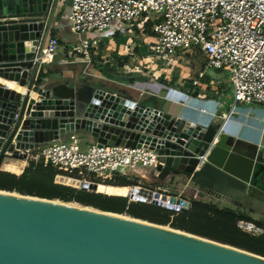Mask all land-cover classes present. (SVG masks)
Here are the masks:
<instances>
[{
	"label": "water",
	"instance_id": "95a60500",
	"mask_svg": "<svg viewBox=\"0 0 264 264\" xmlns=\"http://www.w3.org/2000/svg\"><path fill=\"white\" fill-rule=\"evenodd\" d=\"M51 3L0 0V80L22 90L0 82V164L87 135L98 146L153 152L157 164L149 175L160 181L181 176L201 195L236 201L249 195L263 151H242L220 124L173 118L153 97L134 101L100 83L42 78L33 60L45 46ZM97 187L81 182L78 189ZM128 189L131 202L161 206L149 189ZM0 264H264V257L145 221L0 191Z\"/></svg>",
	"mask_w": 264,
	"mask_h": 264
},
{
	"label": "built area",
	"instance_id": "2783aa9c",
	"mask_svg": "<svg viewBox=\"0 0 264 264\" xmlns=\"http://www.w3.org/2000/svg\"><path fill=\"white\" fill-rule=\"evenodd\" d=\"M68 8L69 30L82 36L70 47L73 55L88 59L89 51L99 43L98 36L114 24L140 28L149 23L153 34L151 56L167 62L178 52L194 51L202 55L206 69L226 73L232 102L222 116L223 122L238 105L264 108V0H69ZM57 43L54 36L48 35L33 63L40 67L51 61ZM197 84V80L192 81L193 86ZM262 124L264 127V119ZM258 149L264 153V142ZM27 160L50 166L59 173L55 178L87 183H92L87 181L90 179H110L114 174L125 176L137 167L153 168L157 164V156L143 149L91 144L81 150L74 136L40 149ZM235 227L250 237L264 233L261 225L247 220H237Z\"/></svg>",
	"mask_w": 264,
	"mask_h": 264
},
{
	"label": "crops",
	"instance_id": "0c3cea01",
	"mask_svg": "<svg viewBox=\"0 0 264 264\" xmlns=\"http://www.w3.org/2000/svg\"><path fill=\"white\" fill-rule=\"evenodd\" d=\"M68 6L69 0H52L46 25V41L49 35L54 36L58 43L51 61L38 68L42 72V78L53 84L65 83L70 86L79 81L96 82L105 91L113 93L118 90L134 101L153 97L156 107L169 116L200 127L220 124L222 133L237 141L242 151L254 155L259 150V143L264 142V108L238 105L233 115L225 122L222 121V116L227 114L232 102L231 85L226 73L206 69L205 63L197 69V72L204 73H185V70H172L170 67L163 70V73L155 67L144 72L147 68L146 61L151 58L147 57L146 45L153 41V34L148 37L144 27L128 28L122 24H114L98 36L99 43L89 51L88 59L73 55L70 47L77 44L82 36L74 35L69 30ZM86 37L93 38L91 35ZM187 54L191 53L186 52L185 55ZM198 74H202V77L197 78ZM194 80H197L196 86L192 85ZM0 82L3 84V81ZM199 110H204L205 113ZM76 138L81 150L93 144L87 135ZM32 153H39V150L31 152L29 157ZM261 157L252 167L247 184L251 190L249 195L237 201L223 193H218L220 198L201 195L181 176H169L160 181L156 174L149 175L150 168L137 167L134 172L139 179L138 184L143 182L139 185L149 190L168 193L167 181H184L182 188L177 186L178 190L173 189L170 193L192 194L195 195V200L242 213L257 222L264 221V153ZM14 162H23V169L26 167V161L13 160L7 156L0 164V171L7 172L4 166Z\"/></svg>",
	"mask_w": 264,
	"mask_h": 264
},
{
	"label": "trees",
	"instance_id": "16d2710c",
	"mask_svg": "<svg viewBox=\"0 0 264 264\" xmlns=\"http://www.w3.org/2000/svg\"><path fill=\"white\" fill-rule=\"evenodd\" d=\"M144 28L148 32L151 28L150 24L146 23ZM36 154L38 153H32V156ZM57 175L59 173L50 166L44 167L40 163L27 160L26 167L20 175L0 171V191L66 204L75 203L101 212L125 215L264 257V233L258 237H250L239 232L235 227L237 220L251 221L263 228L264 224L253 221L242 213L226 208L220 209L213 204L194 199L188 201L189 208L186 212L173 213L159 206L129 202L120 195H103L56 184L54 179ZM102 182L119 189L137 186L136 182L127 181L119 174H114L109 181Z\"/></svg>",
	"mask_w": 264,
	"mask_h": 264
},
{
	"label": "rangeland",
	"instance_id": "374dc122",
	"mask_svg": "<svg viewBox=\"0 0 264 264\" xmlns=\"http://www.w3.org/2000/svg\"><path fill=\"white\" fill-rule=\"evenodd\" d=\"M147 31V30H146ZM148 34V37L151 35L152 33V30L151 28L148 30V32H146ZM146 51H147V57H151V58H148L147 61H146V70L144 69V72H148L151 68L150 67H155L157 69V71L163 73L162 71L163 70H168V68H172V70H177V69H181L180 71H184L185 70V73H197V69L201 68L202 65L205 63V60L203 59L202 55L201 54H198V53H195L194 51L192 52H187V53H191L190 55H185L186 52H182V53H176L174 56H172L170 58L169 61L166 62H160L157 58L151 56V49H152V46H153V41H150L147 45H146ZM185 57V58H184ZM167 63L169 66H167ZM158 67H161L162 69H158ZM153 71V69L151 70ZM214 71V70H213ZM217 73H224L222 71H217ZM126 178L127 181H130V182H136L137 184V187H143L142 185L140 186L139 184H143V182L139 183V179L137 177V174L134 172V171H131L129 172L127 175L124 176ZM62 179L63 178H57L56 181H54L56 184H60V185H63L62 184ZM71 180V179H70ZM110 179H106V180H95V179H90V180H87L88 182H94L97 181L96 184H98V187H97V193H101L103 195H109V196H123L126 194V191H124L123 189H119V188H116V187H110L108 185H105L102 181H109ZM73 181V180H72ZM86 181V180H85ZM154 183V182H153ZM185 184L184 181H176V180H171V182L167 181L166 183V190H168V193L167 195L169 194L170 196H172L173 198H177L179 199L180 201H184L186 203H188L189 205V200H195V195H192V194H181V195H176L177 193L174 192V194L170 193L172 192L173 189L175 190H178L176 187L179 186L182 188V186ZM63 186H67V187H70V188H73V189H78V183H77V186L76 185H72V186H69V185H63ZM171 187V188H169ZM129 188H132V187H129ZM171 190V191H170ZM150 191H153L154 190H150ZM174 191V190H173ZM157 193H160V194H164L163 191H155ZM162 197L166 198L165 196L161 195ZM168 199V198H167ZM189 208V206H188ZM187 208V209H188ZM186 209V211H187ZM122 216H125V215H122ZM127 217V216H125ZM129 218V217H128ZM257 222H261L264 224V221H259L257 220ZM169 228V227H167Z\"/></svg>",
	"mask_w": 264,
	"mask_h": 264
},
{
	"label": "bare ground",
	"instance_id": "6f19581e",
	"mask_svg": "<svg viewBox=\"0 0 264 264\" xmlns=\"http://www.w3.org/2000/svg\"><path fill=\"white\" fill-rule=\"evenodd\" d=\"M3 84L5 86L9 87V88L15 89L16 91H22L16 84L12 85V83H10V82L9 83L3 82ZM14 163L5 165L4 166V170L7 171L8 173H11V174H14V175H20L21 172H22V169H23V162H14ZM77 183L79 185L81 182L72 181V180L66 179V178L62 179V184L63 185L65 184V185L72 186L74 184V185L77 186ZM128 196H129V189L126 190V194L123 195V197H128ZM153 202L156 203V204L161 205L162 207H165V208H168V209H174V210L181 211V212L186 211V209L188 208V205L186 204V202H182L179 199L172 198V197L167 199V198L162 197L158 193L154 194ZM59 203H61V202H59ZM64 204L68 205L70 207H74V208L87 209V210L88 209L89 210L92 209V208L82 207V206L77 205L75 203H67V204L64 203ZM114 216L128 219V217L121 216V215H115L114 214ZM163 228L167 229V227H163Z\"/></svg>",
	"mask_w": 264,
	"mask_h": 264
}]
</instances>
